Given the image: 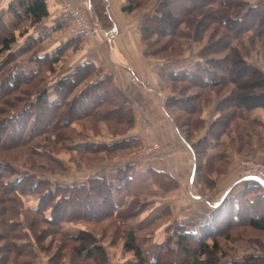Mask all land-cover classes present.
Segmentation results:
<instances>
[{
    "label": "rangeland",
    "instance_id": "1",
    "mask_svg": "<svg viewBox=\"0 0 264 264\" xmlns=\"http://www.w3.org/2000/svg\"><path fill=\"white\" fill-rule=\"evenodd\" d=\"M96 1L100 3L99 0L92 3L91 0H82L72 5L98 28L94 39L99 40L105 54L100 49L101 55L93 60L103 72L111 75L109 84L121 88L126 94V102L117 107L120 98L113 93L111 86L105 88L110 92L104 89L85 91V96L83 93L77 97L68 120L70 124L65 123L66 134L61 130L60 115L53 119L56 121L53 130L43 134L38 131L52 126L50 122L40 125L29 121L25 125L24 120L20 127H15L16 121L0 122L3 126L0 139L7 142L4 149H0V161L9 162L14 168L10 170L1 163L0 170L5 180L24 177L17 186L21 190L18 194L21 211L35 208L39 199L41 202L46 197V202H42L44 216L54 215L65 233L79 231L92 235L96 243L102 245L104 253L99 262L88 257L79 261L80 264H151L150 259L163 252L165 243L173 247L172 232L178 228L177 225L186 219L198 220L200 224L211 216H214L208 227L211 230L204 229L201 233L221 230L212 235L213 240H217L215 256L219 262L241 264L239 261L248 260L249 264H264V259L254 258V255L264 256V231L247 224L248 218L264 215V186L259 181L241 178L248 171L254 172L257 163H264V123L260 121V118L264 121V95H258L264 92V83L240 70L243 62L248 61L256 65L264 76V0H200L203 2L200 6L189 7L193 9L190 13H186L189 9L184 11L185 7L188 8L185 5L195 4V0H169L177 21L173 28L169 24L174 33L160 37L157 31H153L149 38L145 36L148 31L143 28L151 20V15L160 14L163 0H140L138 8L125 12L132 23L138 18V24L133 27L135 30L127 37L118 33L110 20L105 0H101L102 9L97 8ZM9 2L0 0V18L2 16L6 26L3 27L10 29L9 32L14 31L16 40L11 48L16 49L24 46L29 39V31L35 30L22 17L6 12ZM134 2L124 0L122 5L133 7ZM224 2L238 6L240 15L247 11L244 21L230 22L231 27L221 25L206 14L199 21L201 11L211 10L213 14L221 15L232 12L229 5L224 10L227 13L221 12ZM102 11L108 14L109 20ZM62 23L69 26L66 21ZM71 28L74 32V24ZM46 29L48 27L42 20L37 31ZM201 33L203 36L200 38ZM86 40L89 38L79 36L68 40L76 49L63 47L59 50L60 62L53 65L51 71L40 73L41 78L32 82L36 87L26 85L20 88L24 90L17 102L0 100V119L16 109L24 111L19 115H28L25 119L32 118L34 115H29L31 111H26V105L38 87L45 84L49 97H55V78L83 61L92 60L88 55L87 58L80 57L81 49L87 45ZM224 41L231 49L220 48ZM47 44L48 41H42L32 46L34 48L29 52L23 49L20 58L12 57L10 67H18L26 57L34 55L32 51L41 48V52ZM112 49L114 53H111ZM146 52L149 56L145 55ZM229 58L232 59L230 63ZM9 59L6 52H0V62L5 60L2 66ZM213 59L228 63V73L224 74L222 86L206 84L202 89L188 78L182 82L164 79L171 71L192 72L195 68L198 71L200 66V76L207 75L204 73L206 65L209 67L207 72L224 73ZM128 64L137 70L130 71L132 68L129 69ZM47 65V59L42 60L34 70L41 71V67ZM91 77L96 78L95 74ZM89 81L93 80L81 78L74 90L85 88ZM18 92L10 90L2 98L11 100ZM70 94V97L76 96L75 91ZM230 94H237L238 99L232 101ZM94 97L99 98L95 103L91 102ZM184 98L189 100L182 102ZM222 98L224 100L220 102ZM190 107L192 110L188 111ZM80 111L86 115L76 116ZM224 113L229 118L225 117L220 122L218 118ZM12 133L21 138L14 139ZM27 135H31L30 142L26 141ZM19 140L22 143L16 144ZM102 146H107V149H102ZM58 184L67 186L61 192L69 197L62 201L58 199L61 195ZM81 185L84 187H77ZM246 185L251 186L246 188ZM222 198L221 205H228L225 210L220 206L212 207ZM111 201L115 205L110 206ZM235 204L238 207H234ZM30 217L34 218L31 225L27 219L25 222L21 219L23 229L32 241L39 240L42 244L37 249L39 244L36 243V256L29 253L35 256L32 263L76 264V256L68 254L73 244L65 242L62 258L54 257L59 251V243L66 240L58 232L51 234L52 225L42 222V217L34 214L28 219ZM225 222L230 224L229 227L225 228ZM127 229H133L135 243L144 254V262L124 246ZM39 231L47 232L43 239L38 237ZM0 233L10 234L12 239L20 238L11 230H0ZM1 237L0 264H15V254L10 253ZM24 240L28 241H21ZM213 240L207 239L206 242L212 245ZM165 255L166 252L154 264H170ZM174 255L171 260L178 263L182 254Z\"/></svg>",
    "mask_w": 264,
    "mask_h": 264
},
{
    "label": "trees",
    "instance_id": "2",
    "mask_svg": "<svg viewBox=\"0 0 264 264\" xmlns=\"http://www.w3.org/2000/svg\"><path fill=\"white\" fill-rule=\"evenodd\" d=\"M94 0H91V3ZM100 3L98 1H96L97 4V8L99 7V9L103 8V4L101 5V0H99ZM129 1H135L133 7L129 6V5H122V11L124 12H131L133 10V8H138L141 4H140V0H129ZM180 1V0H177ZM196 2L199 1V3L194 2L195 4H187L185 6H187L188 8H184V11L186 12L187 9H189V7L191 6H200L203 2L200 3V0H195ZM204 1V0H203ZM163 4H161V12L158 15H151V20H148V22H146L145 27L143 28L144 30H147V34L145 36H147V38H149L150 35L153 34V31H157V33L159 34V36H163L164 34H172L174 33V29L172 31L171 27L169 24H171L172 28L174 27V25L176 24V19L173 16V10L171 9V5L169 3V0H163L162 1ZM229 5V10L230 8H233V11H229V14H213V12L211 10H206L205 12H200L199 13V17L201 16L200 20L203 18V16H209V18H212V20H217L219 21V23L221 25H228L231 26L230 22H240V21H244V17L246 15L245 13H242L240 15V9L238 10L237 7L235 6L234 3L232 2H224L221 4V7L223 9H221L223 13H227V11H224ZM193 9H189L186 13H190ZM6 12H10L11 14L15 15L16 17H22L23 20H26L28 23H30L31 27L35 28L37 27V25H39L41 23V21L48 15V9H47V5H46V0H10V2L7 4L6 7ZM19 12H21L22 14L19 15ZM102 13L106 16H108V14L105 11H102ZM193 15V14H192ZM106 16V17H107ZM149 17V16H148ZM147 17V18H148ZM106 19H110L109 16ZM111 20V19H110ZM263 19H261L260 21H262ZM152 21H155V23H151ZM0 52H6V54H8V57H10V61H6L7 64H5L4 66H2V64L5 63V60L0 62V93L1 91L2 94L0 95V100L1 102H8L10 103V101H18L19 98L21 97V92L23 93V90H20V88L29 85L30 87H36V84H32V82L36 81V79L41 78L40 77V73L42 71H51L53 69V65L57 64L58 62H60V57L57 54V52L59 50H61L63 47H71V49H76V46H73L72 44H70L68 42V40L72 39V38H76V36H72V38L68 39L66 42L62 43L59 47L55 48L54 50L51 51H47V50H43L41 52L40 49H35L34 51H32L31 53H33L34 55H32V57H26L25 62L20 63V65L17 67H10V63L13 58H20V56L22 55V50L25 49V52H29L30 50H33L36 44H40L44 38L43 34L42 35H36L34 33V31H29L30 33L27 34V39L24 43V46H20L19 48L13 49L11 48V44H13L15 42V35L13 34V32H9L8 30L10 29H6L4 22L2 20V16L0 18ZM112 23V22H111ZM3 25L5 27H3ZM232 27V26H231ZM28 32V31H27ZM35 34L33 36V33ZM158 36V35H157ZM203 36V33H201L200 38ZM226 37V36H225ZM86 38V37H85ZM143 40H145L143 38ZM228 48L231 49V47L228 46V44L224 41L223 45H221L220 48ZM218 50V47H217ZM215 52V51H213ZM145 55H148L147 52L145 53ZM149 56V55H148ZM226 58V57H223ZM47 59V63L48 65L43 68L41 67V71H37L34 70V68L36 66H38V63H40V61ZM23 60V59H22ZM215 61V63H218V68H220L222 70L221 72H207L208 71V65H206L204 73L207 75H202L199 74V70L202 69V66H200L198 68V71H196V68L194 71L190 72H179L177 70V72L175 71H171L169 73H167V75L165 76L164 79H166V81H172V82H177V81H181L183 79H187V80H192L193 84H198L200 88H205L206 84L211 85L212 87H214V85L218 86H222V81H224V74L228 73V67L227 64L230 63V61L232 59L229 58V61L227 64H223L224 61H220L218 59H213ZM226 60V59H225ZM241 60V59H240ZM213 61V62H214ZM32 64V65H31ZM2 66V67H1ZM29 66V67H28ZM40 68V67H39ZM217 70V69H216ZM240 70H245V74H247L248 76L252 77V78H259V80L261 82L264 83V76L262 71L256 67V65H253L251 63H249L248 61L243 62L241 69ZM79 72H81V74H79ZM195 72V73H194ZM95 74L96 78L91 79V75ZM80 76V77H79ZM81 78L85 79V78H89L90 80L93 81H89V83L85 86V88L83 89H77L74 90V88H76L81 81ZM202 78V79H201ZM55 86L54 89L56 91V96L53 98H50L48 93H47V87L46 84L43 85L42 87H38V90L34 93V97H31L29 100L28 105H26V111L30 110L31 113L29 115H34L32 118L28 119L25 117H28V115H19V112L21 110L16 109L17 111H13L10 115L8 114V116H5L3 118L0 119V122L2 124L5 123H10L12 121H16V126H22V124H24V120H25V125H27V123L30 121V124L34 123H39L40 125H46V123L49 124V122L52 124V126L48 127L46 130H40L38 131L40 134L42 132H47V131H52L53 130V124L56 123V121H53V119H58V116L60 115L61 117V130L64 131L65 129V123H69L68 120L71 118L72 115V111L73 106L75 104V102L77 101V97L80 96L81 94H83L84 96L85 91H88L89 89H97L98 91H101V89H104L108 92H110L109 89H105L108 88L109 86L112 87V83L109 84L112 80H111V75L108 73L103 72V70L101 69L100 65H98L97 63H95V61L89 60V61H83L82 63L77 64L72 70L70 71H66L63 75H61V77H56L55 78ZM256 84V82L254 83ZM264 85V84H263ZM9 86V87H8ZM215 86V87H216ZM8 87V88H7ZM57 88V90H56ZM114 92L118 95V97L120 98V104L117 105L118 106H122V104H125L126 102V94L121 90V88H114L112 87ZM17 89V90H16ZM10 90H12L13 92L15 91H19L18 93H16V95L14 96L13 99L11 100H7L6 98H2V96L6 95L7 92H9ZM62 92V95H60L59 91ZM76 92V96H71L70 97V93L71 92ZM262 91V90H261ZM99 93V92H98ZM112 93V94H113ZM116 95V96H117ZM258 95H264V92L262 91L261 93H259ZM88 96L92 97L91 94H88ZM6 97V96H5ZM83 97V96H82ZM231 99H233L232 101H235L236 99H238V95L237 94H230ZM15 99V100H14ZM97 100H99V98H92L91 102H97ZM189 99H183L182 102H187ZM223 98L220 100V102H223ZM79 101V100H78ZM91 104V103H90ZM92 105V104H91ZM242 107L243 106H239ZM36 108V110L34 109ZM1 110L2 107H1ZM192 110V108L190 107L188 111ZM25 111V112H26ZM24 112V111H21ZM2 113V112H0ZM15 116L13 117H9L12 116L13 114H15ZM86 115V112H81L78 113L76 116L79 115ZM227 115V113H226ZM225 113L219 116V120L224 121L225 117H227V119L229 118V116H226ZM40 117V118H39ZM223 117V118H222ZM222 118V120H221ZM46 120V121H45ZM21 121V122H19ZM20 123V124H19ZM226 122H224L225 124ZM70 124V123H69ZM34 126H36L34 124ZM34 129V127H32ZM2 129L3 126L0 124V135L2 134ZM37 132V133H38ZM30 133V132H27ZM43 134V133H42ZM64 134L65 131H64ZM12 135L14 136V139L17 138H21L18 135H14L12 133ZM31 141V135H27L26 136V141ZM22 143L21 140L16 141L17 143ZM7 143V142H6ZM5 142H3V140L0 139V149L3 148L4 149V145H7ZM116 143V142H115ZM114 144V143H113ZM107 145V144H106ZM109 146V145H108ZM193 147V146H191ZM102 149H107V146H102ZM4 164L6 165L8 168H10V170H14V168L12 167V164L6 161H0V165ZM4 170V169H3ZM5 171V170H4ZM3 174L1 173L0 170V230H11L13 232H15L14 234H18L20 236L17 237V239H12L13 236L10 234H5L4 233H0L1 239H5L3 240L6 247L10 250L11 254H15V257L17 259H13L15 264H33L32 260L33 257L36 256V243L39 244V240H31L29 237H27V233L25 232V230L23 228H25L22 225V220L23 222H25V220L27 219L29 225L33 224L34 218L33 217H29V215L34 214V216H38V217H42V222L46 223V225H52V230L51 234L53 233H59L60 236L66 240L63 241L62 244L59 243L60 247H59V251L56 252L54 254L55 256H61L62 258V254L61 252L64 251L63 249V245L65 242H71L73 245L71 246V250L68 251V254L72 255V256H76V264H80L79 261H84L86 258L88 257H92V260L94 262H99L101 254L104 253L103 251V247L102 245L96 243L95 238L92 237V235L86 233V232H76V233H65L60 225V223L57 224L56 219L54 217V215H50V216H44V208H42V206L44 205L43 203L46 202V197H44L43 201L40 199L38 201V206H35V208H25L24 211H21V201L19 200L18 194H21V190L17 188V186H19L20 181H22L24 179V177L19 176L16 178H12L9 177L8 180H5L6 177H4ZM30 184V183H29ZM63 184H58L57 185V189H59V191H63L67 189V186L64 187L62 186ZM251 185H246V188L249 187ZM78 188L81 187L83 188L84 185L81 186H77ZM38 191V190H37ZM245 191V190H244ZM6 193V194H5ZM68 195V194H67ZM47 196V195H44ZM49 196L52 197V195L49 193ZM69 196L64 195L61 192L60 197L58 198L60 201L63 200V198H68ZM226 199V198H225ZM224 201V200H223ZM222 201V202H223ZM11 202V204H10ZM43 202V203H42ZM221 202V203H222ZM221 203L217 206V207H221L220 209L225 210L226 207L228 205L222 204ZM40 204V205H39ZM110 206L115 205L113 201H111V203H109ZM234 207L237 206V204L233 205ZM216 207V208H217ZM238 207V206H237ZM21 214V217L19 218V215ZM214 215V214H213ZM232 215V213H231ZM213 217L211 216V218L206 221V222H202L199 224L200 221H190L189 219H186L185 221H183V224L177 225L178 228L175 229V231L172 232L173 235V239L172 242H174V245L172 247V245L170 244H164L165 248L163 249V252H158L157 255H155V257H152L150 259V263L154 264L157 261H159V259L162 258L164 252H166L165 255V259L168 262H171L170 264H222L221 262H219V258H216L215 253L217 252V248H216V243L217 240L214 239L213 240V233L217 234L220 233L221 230L219 231H215L213 233H209L207 232V234H202L201 232L204 231V229L206 230H211L208 229L209 225H211L213 222ZM249 217V216H247ZM256 217V218H255ZM20 219V220H19ZM238 219V218H237ZM236 220V218H235ZM248 221V226L258 230V231H264V215H258V216H254V217H250L247 219ZM61 222V221H60ZM238 222L240 223L241 220H238ZM232 223V222H231ZM198 225V226H196ZM229 223L225 222L224 226L225 228L229 227ZM32 227V226H31ZM197 227V228H196ZM33 230V229H32ZM34 232V231H33ZM40 234L38 235V237L42 238L46 235V231H39ZM224 232V231H223ZM134 231L133 229H127L126 233H125V247L127 250H130L134 253V255L141 259L142 262H144V254L141 251L140 247L135 243V237H134ZM202 234V235H201ZM12 236V237H11ZM27 239L28 241L24 240L21 241L22 239ZM37 238V236H36ZM191 238L193 240H191ZM38 239V238H37ZM210 239L213 240L212 245H209L206 240ZM194 240H198V241H194ZM196 242H199L198 244ZM171 243V242H170ZM194 244V245H193ZM42 244H39L38 248H41ZM176 252V254L174 252ZM35 255V256H30L31 254ZM30 253V255H29ZM65 254V253H64ZM179 255L182 254V258L178 263H175L174 260H171V256L173 255ZM174 255V256H175ZM96 256V257H95ZM178 256H176L177 258ZM263 255H260L259 257H254L256 260L257 259H264ZM218 259V261H217ZM4 260V258H3ZM0 261H2V257L0 255ZM262 261V260H261ZM236 262V261H235ZM237 263V262H236ZM235 263V264H236ZM239 263L241 264H249V261H239ZM94 264V263H93ZM168 264V263H167ZM224 264H234L231 262L225 263Z\"/></svg>",
    "mask_w": 264,
    "mask_h": 264
},
{
    "label": "crops",
    "instance_id": "3",
    "mask_svg": "<svg viewBox=\"0 0 264 264\" xmlns=\"http://www.w3.org/2000/svg\"><path fill=\"white\" fill-rule=\"evenodd\" d=\"M65 1L69 2L68 0H46L48 15L43 19V25L48 27V29H46L45 31H37L39 25L41 24L40 23L39 25H37L34 31L36 35H42V34L44 35V38L42 41H48L47 48L44 50H47V51L54 50L55 48L59 47L62 43L66 42L69 38H71L72 35H74V32H71L72 31L71 27H73L72 20L60 18L61 17L60 7H62ZM70 1L71 3L73 2L74 4L75 3L77 4V2L79 3L82 2V0H70ZM123 1L124 0H105V4H107L106 6L112 18L111 20L113 21V25L116 27L118 33H123V35L125 34V37H127L128 35L133 33V30H135L133 27H136V25L138 24L137 22L138 18L135 21V23H132L133 20L131 21V19L129 18V14L121 10ZM61 21L62 22L66 21L67 23H69V26L68 27L65 26L64 23H62ZM56 23H59V24L56 27H54ZM86 42H87V45H85V47L81 49L80 57L87 58V55H88L90 59H96L98 58L99 55H101V50H102V54L103 55L105 54V51L103 47L101 46V44L99 43V40L97 41L96 39L89 38V40H86L85 43ZM117 43L118 41L115 44ZM122 45L123 43L121 44V46ZM111 53H114L113 49L111 50ZM128 66H130L129 69L132 68L130 71L137 70L132 64H128ZM144 68H146V66ZM134 74H137V73L135 72ZM137 75L139 76V74ZM260 121L261 123H264L263 119L261 118H260ZM221 200L223 201V198ZM221 200L217 201V204H213L212 207L214 208L217 207L222 202ZM259 256L260 255H254V257H259Z\"/></svg>",
    "mask_w": 264,
    "mask_h": 264
},
{
    "label": "built area",
    "instance_id": "4",
    "mask_svg": "<svg viewBox=\"0 0 264 264\" xmlns=\"http://www.w3.org/2000/svg\"><path fill=\"white\" fill-rule=\"evenodd\" d=\"M73 5L70 3H63L61 17L62 19H70L74 24V35L94 39L97 37L98 28H96L95 24L87 20L84 13L78 8L72 7ZM70 7V9H69ZM89 23V24H88ZM245 180H255L259 181L264 186V163H257L255 171H248L247 175L241 177Z\"/></svg>",
    "mask_w": 264,
    "mask_h": 264
}]
</instances>
